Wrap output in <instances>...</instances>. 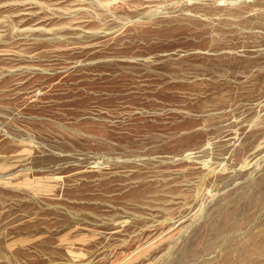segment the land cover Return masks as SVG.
Returning a JSON list of instances; mask_svg holds the SVG:
<instances>
[{"label": "rangeland", "instance_id": "obj_1", "mask_svg": "<svg viewBox=\"0 0 264 264\" xmlns=\"http://www.w3.org/2000/svg\"><path fill=\"white\" fill-rule=\"evenodd\" d=\"M0 264H264V0H0Z\"/></svg>", "mask_w": 264, "mask_h": 264}]
</instances>
